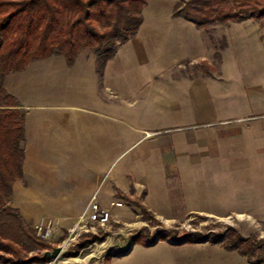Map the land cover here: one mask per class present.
<instances>
[{"label": "crops", "instance_id": "crops-1", "mask_svg": "<svg viewBox=\"0 0 264 264\" xmlns=\"http://www.w3.org/2000/svg\"><path fill=\"white\" fill-rule=\"evenodd\" d=\"M154 7L147 0L137 32L100 73L89 49L71 65L63 55L39 60L35 68L43 67V75L27 82L26 91L49 96L43 102L15 92L12 76L20 71L5 76V89L24 109L23 177L13 182L10 203L27 222L41 212L69 228L93 193L109 206L119 195L143 190L141 202L162 220L229 213L233 202L252 194L264 202V25L252 18L230 22L216 48L201 27L173 14V4L161 12ZM35 61L26 70H34ZM184 61L199 72L188 74ZM46 65L57 67L47 72ZM99 80L111 95L123 96L119 109L127 127L112 121L93 136V83ZM65 85L75 87L79 104L59 102ZM93 142L95 149L128 151L127 160L116 172L106 163L93 175ZM156 245L125 256L130 264L187 262L144 252Z\"/></svg>", "mask_w": 264, "mask_h": 264}, {"label": "rangeland", "instance_id": "rangeland-1", "mask_svg": "<svg viewBox=\"0 0 264 264\" xmlns=\"http://www.w3.org/2000/svg\"><path fill=\"white\" fill-rule=\"evenodd\" d=\"M177 1L149 0V3L153 7L155 6V10L161 12L164 6L170 7L171 4H173L174 10ZM144 7L141 11L142 17ZM250 18L254 19L253 17L246 19ZM229 23L207 24L206 28H202L203 35L211 45L216 48L222 47L228 30L231 31L230 28H227ZM232 31V34L239 35V28H234ZM85 51L89 50L85 49ZM214 58V60H217L218 55L216 54ZM39 63H41L39 60L35 61L32 68L40 65ZM56 63L55 60L51 64ZM184 64L188 74L199 72L196 66H188L187 61H184ZM45 67L47 72L49 70L52 72L53 67L57 66L50 67L46 65ZM97 68L99 69L98 62L94 57V71ZM98 69L97 71L100 73L101 69ZM43 70V67L38 70L35 68L32 71L26 70L25 67L18 74L12 76L15 92L27 101L33 99L43 102L46 100L49 96L42 97L38 92L27 94L26 91L27 82L33 84L39 77H42ZM105 85V81L101 80L93 83V136L95 134L99 135L100 133L95 132L101 131L107 125L109 126L112 121L120 127H127L123 121L125 117L120 111L122 109L121 104H119L122 103L119 98L123 96L117 91H115L118 93L116 96L111 95L110 90L106 89ZM60 89V95L58 96L60 103H80V95L76 92L74 86L65 85ZM112 97H114V100H112ZM61 108L65 109L64 107ZM95 147L96 144L93 142V175L99 173L106 163H112L109 172H116L127 160L128 151L115 147L106 150L95 149ZM107 176L104 175L105 178ZM130 192L134 193L132 190ZM143 192L142 190L137 196L134 195L133 197L126 194H124L125 196L119 195L118 199L110 200L109 206H102L96 193H93V203L108 212V219L104 224L90 218L87 207L91 198L83 213L75 218V223L69 228L61 225L53 216L41 212L30 222L23 218L38 238L40 236L37 234V224L50 220L55 225L51 238L42 239L47 243L48 248L41 249L31 243L27 245L28 256L44 253L47 258L43 261L36 259L31 263L24 264H130L131 259L125 256L129 250H132L131 253L135 257L141 252L142 246L155 243L157 245L154 248L144 252L184 259L187 260L185 264H252V261L264 258V206H262L264 202H257L262 201V198H257L253 194L248 198L249 200L241 198L240 203L237 201L232 203L230 210L233 211L229 213L179 214L178 218L162 220L149 211L141 202ZM116 202L121 204L117 205ZM8 204L11 205L10 199ZM111 207L112 209L117 207L120 212L115 213ZM238 235L247 240L242 242ZM199 241H207L209 244L197 246L196 242ZM214 243L221 245L216 246ZM235 246L246 250L248 256L242 255L237 249H231ZM55 247H59L57 256L48 257L45 251L51 252Z\"/></svg>", "mask_w": 264, "mask_h": 264}, {"label": "trees", "instance_id": "trees-1", "mask_svg": "<svg viewBox=\"0 0 264 264\" xmlns=\"http://www.w3.org/2000/svg\"><path fill=\"white\" fill-rule=\"evenodd\" d=\"M146 4L147 0H0V263L43 261L44 253L28 256L27 245L48 248L19 209L8 204L13 182L22 177L24 109L5 89V76L55 54L71 65L84 49L96 56L101 69L118 45L136 33ZM173 14L201 28L248 17L264 25V0H178ZM231 249L248 256L238 246ZM252 264H264V258Z\"/></svg>", "mask_w": 264, "mask_h": 264}, {"label": "built area", "instance_id": "built-area-1", "mask_svg": "<svg viewBox=\"0 0 264 264\" xmlns=\"http://www.w3.org/2000/svg\"><path fill=\"white\" fill-rule=\"evenodd\" d=\"M117 205L121 204L119 202H116ZM89 213H90V218L93 220H96L98 223L100 222L101 224L107 221L108 219V212L105 211L104 209L98 207L96 203H93V197L90 199V202L88 203ZM37 229V234L40 236L41 239H49L51 238L54 230H55V225L51 223L50 220L40 222L39 224L36 225Z\"/></svg>", "mask_w": 264, "mask_h": 264}, {"label": "water", "instance_id": "water-1", "mask_svg": "<svg viewBox=\"0 0 264 264\" xmlns=\"http://www.w3.org/2000/svg\"><path fill=\"white\" fill-rule=\"evenodd\" d=\"M58 253H59V247H55L51 252L45 251V254L50 258L57 256Z\"/></svg>", "mask_w": 264, "mask_h": 264}]
</instances>
